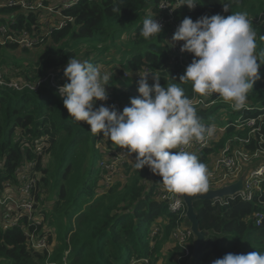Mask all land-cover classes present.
I'll use <instances>...</instances> for the list:
<instances>
[{
    "label": "trees",
    "instance_id": "obj_1",
    "mask_svg": "<svg viewBox=\"0 0 264 264\" xmlns=\"http://www.w3.org/2000/svg\"><path fill=\"white\" fill-rule=\"evenodd\" d=\"M148 2L156 11L158 0H79L62 10V14L71 20L59 28L49 27L47 33L41 30L42 22L39 21L43 13L22 10L19 6H2L0 26L4 25L7 33L12 34L26 30L36 38L44 39L43 42L50 43L45 56L33 63L35 67H31L27 71L29 73H24L27 83L35 82L47 70H53L58 84L63 85L67 79L62 72L70 57L75 58L77 52L86 48L87 52L80 60H89V55L94 53L96 55L92 59L97 62L96 57L114 47L118 48L115 40L125 34L129 53L125 54V59L114 60L120 64L123 61V68H116L111 74L108 82L110 88L117 89L114 83L119 79L124 80L121 79L123 70L132 74L147 67L160 77L161 85L167 87L168 83H175L190 97L193 93L192 82H181L179 76L193 59V54L188 53L186 65L170 64L166 40L168 27L148 39L140 35ZM198 2L201 4L192 10L186 5L180 7L176 21L180 23L186 16L195 21L202 15L219 13L227 16L231 12L246 11L257 33V52L264 50L263 20L253 21L264 18V0H232L228 12L223 11L221 4L228 0ZM114 7L120 8V11H113ZM41 43L37 42L33 47ZM15 48H19L18 44L6 38L3 43L0 42V50ZM19 49L28 50L25 47ZM259 73L260 79L247 94V99L253 105L263 106L264 65ZM15 78L23 80V75ZM125 79L126 88H137V80L131 77ZM148 82L150 85L153 83L151 79ZM114 96L116 99L119 97ZM122 96L126 98L124 102L119 98V102L130 104V98L136 95L130 92ZM219 107L197 108L201 122L206 126L212 125V117L218 113ZM256 112L253 109L231 110L232 114L243 119ZM18 128L33 137L42 133L50 136V158L45 169H42L43 175L39 181L41 193L48 187L53 194V202L48 209L45 200H39L43 216L45 214L46 222L52 225L58 241L48 262L64 264L65 259L66 264H130L132 258L148 257L154 264L161 257L164 264H207L211 259L222 258L227 253H264V179L259 191L250 200L234 195L220 201H194L199 229L205 231L206 236L189 261L181 256L184 247L192 250V237L186 245L175 244L165 252L161 251L176 225L188 224L184 215L179 217L178 212L168 209L165 201L157 199L162 177L153 174L147 167L137 170L125 162L124 181L119 180L99 192L100 170L96 163L101 152L95 148L98 139L91 133L89 125H83L69 116L56 88L48 82L40 84L37 90H30L27 86L17 90L0 85V160L3 164L0 182L14 178V172L22 160L30 158L28 151L20 144L25 137L24 132L18 137ZM246 132V128L235 131L229 127L213 147L206 148L198 155L200 161L205 163L226 139L235 135L246 137ZM110 146L115 145L107 138L106 148ZM132 156L135 157V154ZM255 212L263 215L259 224L253 220ZM157 219V226L162 230L161 237L159 234L151 235ZM25 242L20 229L0 228V264H45V253L28 250Z\"/></svg>",
    "mask_w": 264,
    "mask_h": 264
},
{
    "label": "clouds",
    "instance_id": "obj_2",
    "mask_svg": "<svg viewBox=\"0 0 264 264\" xmlns=\"http://www.w3.org/2000/svg\"><path fill=\"white\" fill-rule=\"evenodd\" d=\"M231 2L221 3L224 12L230 10ZM198 4H201L198 0H177L171 9L186 5L192 10ZM113 11L120 8L114 7ZM162 30L163 26L149 15L143 19L140 35L148 39ZM180 41H183L180 51L193 54V59L179 81H191L193 92L202 96L218 94L233 110L244 108L247 94L260 79L259 69L264 65V50L257 52V33L249 14L217 13L202 15L195 21L186 16L173 33L170 46ZM137 75L139 95L130 98L129 106L122 111L115 105L96 106L97 101L108 99L105 86L109 85L111 74L102 73L90 61L70 57L64 68L67 81L59 86L58 93L69 116L86 122L92 134L102 133L112 144L126 150L129 157L135 154L133 167L141 170L147 166L162 177L160 182L168 192L181 195L206 192L209 177L206 164L195 153L180 149L193 140L204 145L213 128L201 122L182 87L175 83L165 87L159 76L148 71ZM149 79L153 81L151 85ZM211 264H264V253H227Z\"/></svg>",
    "mask_w": 264,
    "mask_h": 264
},
{
    "label": "built area",
    "instance_id": "obj_3",
    "mask_svg": "<svg viewBox=\"0 0 264 264\" xmlns=\"http://www.w3.org/2000/svg\"><path fill=\"white\" fill-rule=\"evenodd\" d=\"M78 1L79 0H0V7L19 6L22 10H33L34 12L43 13L39 21L42 22L41 30L47 33L49 27L59 28L64 26L67 21L71 20L70 17L62 14V10L69 8ZM176 4L177 0H159L156 5V11L153 10L154 7H150L149 11L153 13L152 17L157 20L163 28L168 27L166 40L170 64L186 65L188 52L180 51V45L183 41L177 42L175 46H170L169 42L179 25L175 16L180 8L175 10L171 9L174 8ZM263 19L264 18H257L256 22ZM0 33L9 41L17 43L19 48H31L35 43L43 42L44 40L36 38L26 30L17 34L7 33L4 25L0 26ZM144 71L151 72L147 67H142L132 74L131 72L125 71L123 76L138 80L139 77L137 72L142 73ZM53 72V70H49L42 78L33 83H23L25 82L24 80H19L15 77L14 79H8V81L1 75L0 85H7L17 90H23L26 86L30 90H37L40 84L46 81L52 87L56 88L58 93V88L62 85L58 84V87L55 85V82H58ZM107 93L109 94V92ZM188 98L192 101L196 109H207L212 106L219 107L221 104L224 105L219 107L218 113L225 109L226 102L215 93L202 96L193 92ZM101 103L106 106L115 105L118 111H122L125 106H128L121 102H109L108 99L107 101H97L96 106H99ZM242 109H253L257 112L255 115L245 119L240 118L234 122L230 121L219 129H215L216 126L212 124L210 126L213 128V134L206 138V143L204 145L193 140L190 145L181 146L180 150L193 152L198 156L201 155L206 148L213 147L214 144L225 135L229 127H232L235 131L246 128L247 137L239 139V136L235 135L232 138L226 139L223 146L216 153L210 154L206 166L209 173L208 189L221 188L241 178V190L234 195H240L250 200L256 191H259L260 183L264 179V105L258 106L257 104L253 105L251 103H246L245 107ZM80 123L87 125V123L83 121ZM23 132L22 129L18 128L17 135L19 138L22 136ZM97 136L98 140L95 143V148L101 152V157L97 161V166L100 169L98 191L102 192L115 182L119 180L124 181V163L127 162L125 157H127L128 154L126 150L119 146H110L111 148H106L107 138L104 137L102 133H98ZM24 137L22 142L25 143V146L22 148L27 150L30 154V158H27L30 162V168L28 172H26L27 169L24 167L25 165L22 160L19 168L14 172L15 177L11 179L6 178L0 182V228L3 230H9L11 227L20 229L23 232L26 247L28 244H31L30 250L33 252H37L35 250L36 248L40 249L39 253H45L46 255V262L52 252V248H49L50 238L47 241L44 235L45 233H49L50 229L48 228V232H46L47 226L43 224V221L38 219L39 216H43V213L37 196L38 193L32 191V184L36 179L39 188L41 169L45 168L48 162V134L42 133L33 137L30 133L24 132ZM16 140H18V138H16ZM170 151L175 152L176 149ZM122 170L123 174H121ZM2 172L3 164L2 160H0V175ZM156 197L159 201H165L170 211L178 212L179 217L182 215L185 216V204L181 194L168 192L161 183ZM226 198L227 197L220 198L215 201L226 200ZM177 201L179 203H177ZM262 216V213L255 212L253 215L254 222L259 224ZM159 233L160 229L153 226L151 235L153 236ZM189 234L191 235L188 237ZM171 236L175 244L186 245L189 243L192 231L188 226L185 227L183 224H177L171 231ZM190 257L191 251L184 247V253L181 258ZM213 260L214 259H211L207 264H211ZM63 261L64 264H66L65 259H63ZM46 263L56 264L55 262L48 261ZM134 264L152 263L149 261V258L141 257L140 259H136Z\"/></svg>",
    "mask_w": 264,
    "mask_h": 264
},
{
    "label": "rangeland",
    "instance_id": "obj_4",
    "mask_svg": "<svg viewBox=\"0 0 264 264\" xmlns=\"http://www.w3.org/2000/svg\"><path fill=\"white\" fill-rule=\"evenodd\" d=\"M159 1V0H158ZM169 3V2H167ZM172 4V3H169ZM151 7V2H148L147 8L145 9V14L143 16V18H145L146 16H152L153 13L149 11V8ZM179 9V8H178ZM6 16H9V14H5ZM2 17V15H1ZM254 23H256V19L253 20ZM129 36L132 37V34H130ZM4 37L3 35L0 33V42H3ZM116 44L119 46V51L117 47L112 48L111 50H109L106 54L103 55H99L98 61L96 62L95 59H92V56L96 55V54H91L89 55V60L92 62L95 66H98L101 70V72H107L109 74H112L114 70H116V68H123L119 61H114L115 59H125V54L129 53V49H128V45H127V36L125 34L121 35L119 39H116ZM50 49V43L49 42H42L41 44L33 47V48H28L27 51H22L19 48H15V49H2L0 50V76L3 75L4 78L7 79V77H9L10 79H14V77H19L20 75H23V80L26 82V79L24 78V73H29L27 71L30 70L31 67H35L33 65V63L37 62V60H39L40 58L45 56V53H47V51ZM87 49L84 48L81 52H77L75 58H79L81 59L82 56L87 52ZM120 51H122V53H120ZM5 63H4V62ZM100 62V63H98ZM49 70H47L45 72V74L48 72ZM125 71L128 70H123V73ZM64 75V71L62 72ZM126 77L123 76L124 80H118V82H115V86L118 87L117 89L113 90V88H110L111 85H106V89L107 92H109L108 94V101L109 102H117L119 103V98L120 101L124 102V99L126 98V96L123 98V96L121 97V94H126L128 95L130 92L135 94L136 96L139 95L137 88H133V89H128L126 88L127 86H125L124 82L126 81L125 79ZM67 79V78H65ZM8 80V79H7ZM9 81V80H8ZM55 85L58 87V83L55 82ZM114 95H118L119 97H117L118 99H116V97ZM127 103V102H126ZM246 103H251L252 101L250 99H247ZM127 105L129 106L130 104L127 103ZM231 106L228 103H225V109L222 112H219L218 114L214 115L212 117V124L215 125V129H219L221 127H223L225 124H227L228 122H234L237 119H240L241 117L237 114H232L231 113ZM96 137H98L97 135H95ZM107 138V137H106ZM96 139V138H95ZM104 141V140H103ZM48 142H49V146H50V136L48 135ZM105 142V141H104ZM21 146L24 147L25 143L20 142ZM104 145V144H103ZM47 157H48V161L50 158V150L49 147L47 149ZM134 156H130L129 155L126 158L127 163H130L133 165L134 163V158H132ZM208 160H206L207 162ZM24 162V167L27 169L26 172H28L29 168H30V162L28 161L27 158L23 159ZM205 162V164H206ZM97 164V163H96ZM45 169V168H42ZM41 169V176L43 175ZM97 171V170H96ZM96 173V172H95ZM32 191L34 193H38V199L41 200H45L46 203V209H48V207L50 208L52 202H53V194L50 193L49 188L47 187V189L45 188L44 193H41L39 191L38 188V184H37V180L35 179L33 181L32 184ZM42 210V208H41ZM39 220L43 221V224L45 226H47L46 228V232H48V228L50 229L49 233H45L44 237L46 238V240L48 241V239L50 238V243H49V248H52L51 251L54 250V248H56L58 246V241L56 240V234L55 231L52 227L51 224H48L46 222V216L44 214L43 216H39L38 217ZM183 225H185L183 223ZM187 225H185L186 227ZM192 237V236H191ZM190 237V238H191ZM194 243H195V238H194ZM193 243V246H194ZM31 248V244L27 245V249L30 250ZM38 253L40 251V249H35ZM45 264H47L45 262Z\"/></svg>",
    "mask_w": 264,
    "mask_h": 264
},
{
    "label": "water",
    "instance_id": "obj_5",
    "mask_svg": "<svg viewBox=\"0 0 264 264\" xmlns=\"http://www.w3.org/2000/svg\"><path fill=\"white\" fill-rule=\"evenodd\" d=\"M242 187L241 178L231 184L225 185L221 188L217 189H208L203 193H195V194H182L183 201L186 205V219L189 222L190 229L195 236L196 240L193 246L192 256H194L199 248V245L203 241L206 233L203 230L199 229V223L197 220V215L195 213L193 203L196 200H204V201H215L220 198H225L237 194L240 192Z\"/></svg>",
    "mask_w": 264,
    "mask_h": 264
},
{
    "label": "crops",
    "instance_id": "obj_6",
    "mask_svg": "<svg viewBox=\"0 0 264 264\" xmlns=\"http://www.w3.org/2000/svg\"><path fill=\"white\" fill-rule=\"evenodd\" d=\"M58 1V0H57ZM263 23H264V19H263ZM102 73H104V72H102ZM121 174H123V170L121 171ZM182 199H183V197H182ZM184 202V201H183ZM185 204V203H184ZM185 214H186V205H185ZM185 218H186V216H185ZM187 220V219H186ZM188 221V220H187ZM157 222H158V219L156 220V223L155 224H153V226H155V227H158L157 226ZM152 226V227H153ZM187 226L188 227H190V225H189V222H188V224H187ZM152 231V230H151ZM206 233V232H205ZM162 236V230L160 229V233H159V237H161ZM206 236V235H205ZM192 238H193V242H192V246H193V243H194V238H195V236L193 235V233H192ZM205 238V237H204ZM195 240H196V238H195ZM172 246H175V241H174V239H173V237L171 236V233L169 234V239L164 243V246L162 247V249H161V251H164L165 252V250L167 249V248H169V247H172ZM191 251V257L190 258H187L189 261H190V259L192 258V251H193V248H192V250H190ZM148 258V257H147ZM176 258V257H175ZM133 259V258H132ZM154 264H164V260H163V258H159L158 260H157V262L156 263H154ZM187 264H190V263H187Z\"/></svg>",
    "mask_w": 264,
    "mask_h": 264
},
{
    "label": "bare ground",
    "instance_id": "obj_7",
    "mask_svg": "<svg viewBox=\"0 0 264 264\" xmlns=\"http://www.w3.org/2000/svg\"><path fill=\"white\" fill-rule=\"evenodd\" d=\"M243 119V118H242ZM245 119V118H244ZM246 137H247V134H246ZM239 139H244L245 137H238ZM14 227H11L10 229H13ZM191 234L188 235V237L190 236ZM136 260H131L130 261V264H134Z\"/></svg>",
    "mask_w": 264,
    "mask_h": 264
}]
</instances>
